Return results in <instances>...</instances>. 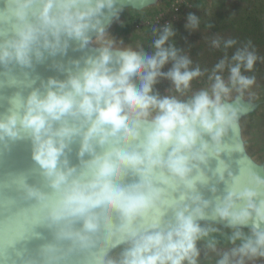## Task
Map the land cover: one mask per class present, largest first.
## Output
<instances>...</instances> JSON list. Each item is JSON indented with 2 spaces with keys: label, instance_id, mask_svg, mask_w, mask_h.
<instances>
[{
  "label": "clouds",
  "instance_id": "clouds-1",
  "mask_svg": "<svg viewBox=\"0 0 264 264\" xmlns=\"http://www.w3.org/2000/svg\"><path fill=\"white\" fill-rule=\"evenodd\" d=\"M115 3L0 0V66L33 69L46 57L66 56L73 43L76 51L94 49L70 66L54 60L52 67L64 78L49 76L39 87L30 80L28 95L11 96L0 114V144L30 140L31 159L53 190L46 194L23 182L27 196L47 209L50 224L59 226L57 237L73 245L91 248L102 232L109 239L118 236L125 246L106 264H198V242L217 250L218 224L231 230L227 240L233 247L216 264L264 258V176L242 165L240 143L226 141L248 111L240 101L255 84V76L244 74L258 59L251 41L230 57L225 53L208 75V87L186 99L161 95L155 87L160 80L184 96L204 72L169 43L175 35L171 24L153 29L151 54L117 47L108 32ZM198 25L189 13L185 28ZM211 43L227 50L237 41ZM0 76L9 86L23 83L9 73ZM77 138L79 170L67 155ZM86 153L90 159L84 160ZM235 153L241 154L238 174L223 158ZM130 175L138 180L126 183ZM219 183L225 185L222 194ZM75 221H82L81 229L73 230Z\"/></svg>",
  "mask_w": 264,
  "mask_h": 264
},
{
  "label": "water",
  "instance_id": "water-1",
  "mask_svg": "<svg viewBox=\"0 0 264 264\" xmlns=\"http://www.w3.org/2000/svg\"><path fill=\"white\" fill-rule=\"evenodd\" d=\"M162 0H116L113 8L114 16L111 17L108 32H110L123 15L131 12L134 15L143 16L151 9L160 6ZM2 6V5H0ZM160 8L159 10H161ZM108 24L109 21L105 20ZM94 38V37H93ZM119 48H130L134 51L143 50L151 54L152 50L148 47H131L116 43ZM73 46L68 49L66 56L46 59L35 64L33 69H23L17 65H9L8 68L0 66V73H9L14 76L19 83L16 86L7 84V77L0 76L5 80L3 87H0V114L5 113L10 107L8 99L19 92L26 97L32 87H39L41 80H46L49 76L63 79L64 75L52 67L53 61L62 62L65 66H70L68 62L72 59L81 58L87 54H92L94 49L91 47L85 51H76ZM28 72L26 78L24 73ZM30 80H35L32 87L26 86ZM237 94L230 99L234 100ZM248 111L239 117L238 130L235 134H229L226 141L231 144L240 143L243 146L242 155L246 157L242 161L245 167L253 168L257 173L264 176V161L251 151L245 138V123L250 118L256 116L264 106V99H250L245 95L240 101ZM79 149V138L71 144V151L67 153L70 166H76L79 170L80 158L77 155ZM100 149L97 148V151ZM241 154L235 153L229 160L223 157L231 165L233 174H238L239 165L236 161ZM84 160L90 159L86 153ZM216 162L211 161V166L215 167ZM227 178V175H226ZM138 177L129 176L126 183L137 181ZM23 182L29 187L39 189L41 192L51 194L53 190L48 186L47 181L41 175L39 167L31 159V142L28 139L8 142L7 147L0 144V264H97L98 261H106L109 257H116L125 246L118 242V236L109 239L108 234L102 232L94 238V246L91 248H81L73 245L70 239L57 237L59 226L51 225L47 219V209L41 206L36 198L28 197ZM219 193H223L225 185H216ZM206 199H211L212 194L206 189H201ZM171 217L169 212L168 217ZM112 223L118 227L120 220L117 214H112ZM73 230L82 228V221H75L72 225ZM220 233L230 234L223 224H218ZM247 229H245L246 231ZM223 235V236H224ZM51 246L48 250L47 247ZM71 249V250H70Z\"/></svg>",
  "mask_w": 264,
  "mask_h": 264
},
{
  "label": "rangeland",
  "instance_id": "rangeland-1",
  "mask_svg": "<svg viewBox=\"0 0 264 264\" xmlns=\"http://www.w3.org/2000/svg\"><path fill=\"white\" fill-rule=\"evenodd\" d=\"M189 13L199 18L196 29L185 28ZM158 19L169 22L174 28L175 35L169 43L192 60L191 67L199 66L204 72V75L191 82V88L184 96L176 93L168 80H160L155 87L161 95H176L186 99L192 93L208 87V75L225 53L230 57L237 47L251 41L258 59L253 71L244 74L255 76V84L244 95L250 99H264V0H162L160 6L143 16L127 12L109 33L120 45L148 47L153 51L152 43L156 38L153 29L164 26L158 23ZM216 38L222 41L234 39L237 44L227 50L222 46L214 48L211 41ZM168 67L170 65L163 70L167 71ZM221 75L226 80L227 69ZM236 94L233 91L231 97ZM245 138L251 151L264 161V106L256 116L246 121ZM213 235L218 241L217 250H208L204 241L198 242L201 250L198 264H216L220 255L233 247L227 235L220 232ZM245 264H264V258L246 260Z\"/></svg>",
  "mask_w": 264,
  "mask_h": 264
},
{
  "label": "built area",
  "instance_id": "built-area-1",
  "mask_svg": "<svg viewBox=\"0 0 264 264\" xmlns=\"http://www.w3.org/2000/svg\"><path fill=\"white\" fill-rule=\"evenodd\" d=\"M159 18H161L160 16H159ZM158 23H162L163 25H168L169 24V22H166L165 20H160V19H158Z\"/></svg>",
  "mask_w": 264,
  "mask_h": 264
}]
</instances>
